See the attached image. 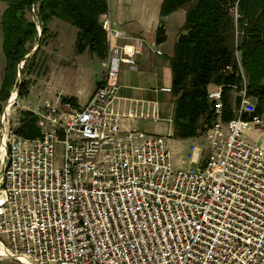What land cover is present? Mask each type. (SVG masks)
Wrapping results in <instances>:
<instances>
[{
    "label": "built area",
    "instance_id": "obj_1",
    "mask_svg": "<svg viewBox=\"0 0 264 264\" xmlns=\"http://www.w3.org/2000/svg\"><path fill=\"white\" fill-rule=\"evenodd\" d=\"M108 21L106 12L104 75L84 105L54 94L29 108L35 138L2 112L0 264H264V148L246 138L264 114L238 53L232 118L223 120L221 87L209 89L204 145L193 142L189 166L175 167L168 137L123 130L110 111L120 64L138 67L120 58L114 42L126 34Z\"/></svg>",
    "mask_w": 264,
    "mask_h": 264
},
{
    "label": "trees",
    "instance_id": "obj_2",
    "mask_svg": "<svg viewBox=\"0 0 264 264\" xmlns=\"http://www.w3.org/2000/svg\"><path fill=\"white\" fill-rule=\"evenodd\" d=\"M0 1L5 4L0 14V114L11 86L16 84L18 65L34 41L41 46L53 20L76 28V54L87 52L100 60L106 58L107 39L100 23L107 12L106 0ZM186 6V33L178 37L170 60L171 92L175 97L172 122L178 139H192L210 125L213 111L207 91L214 86L223 92V120L232 118L228 94L236 92L233 87L240 84L235 52L246 78L247 94L255 101L256 112L264 114V0H164L160 13L165 16ZM31 12L37 23L30 18ZM36 54L25 60L24 68ZM227 66L232 70L227 71ZM27 87V82L20 83V96L27 93ZM64 101L75 105L70 99ZM19 116L16 133L38 137L36 117L29 111Z\"/></svg>",
    "mask_w": 264,
    "mask_h": 264
},
{
    "label": "crops",
    "instance_id": "obj_3",
    "mask_svg": "<svg viewBox=\"0 0 264 264\" xmlns=\"http://www.w3.org/2000/svg\"><path fill=\"white\" fill-rule=\"evenodd\" d=\"M163 1L106 0L110 27L126 34V38L114 42L119 49L120 58L135 60L138 67L137 71H132L124 62L120 64V91L111 104L110 111L121 117L120 125L123 130L137 128L168 137L173 162L178 166L188 167L189 147L195 139H178L174 136L172 118L175 97L171 91H163L166 88L171 90L170 60L178 37L186 33L183 26L188 6L162 16L160 12ZM59 23L60 29L51 45L73 47L76 31L74 37L69 36V26ZM134 38L143 39L144 46H137ZM154 48L160 50L161 55H157ZM85 55L89 54L85 52L79 56ZM104 60L88 58L91 68L86 76H77L76 85L68 92L77 102L76 105H84L101 82ZM85 80L89 86L86 92L79 90Z\"/></svg>",
    "mask_w": 264,
    "mask_h": 264
},
{
    "label": "rangeland",
    "instance_id": "obj_4",
    "mask_svg": "<svg viewBox=\"0 0 264 264\" xmlns=\"http://www.w3.org/2000/svg\"><path fill=\"white\" fill-rule=\"evenodd\" d=\"M5 8V4L0 1V14ZM33 10L36 11L34 8ZM30 18L36 22V17L33 12L30 13ZM49 27L46 37L43 39L41 46L38 44L37 40L29 46L30 51L25 56V59L18 65V71H16L15 81L9 91V96L4 103H2V110L0 114V121L2 119V112L4 114L8 113L10 118H14L20 112L28 111L29 108L40 103L45 98H54L57 94L61 98H66L77 102L69 95V91L76 85L77 76H82L87 74L88 70L91 68L90 63L87 61L88 58L92 56L85 55L79 56L75 53L74 46H52L51 43L56 37L58 30L60 29V23H64L69 26V36L74 37L76 28L71 26L69 23L55 19ZM38 33H40L39 27L37 26ZM40 38V35L37 34ZM75 40V38H74ZM1 41V33H0ZM38 45V46H37ZM37 51L36 56L33 60L28 61V67L24 68L25 60L31 58V55ZM3 68V59L0 52V77ZM74 81V83H72ZM21 82H27V93L24 95H19V86ZM87 80L83 81L79 86V90L88 91L89 86L87 85ZM228 102L231 106L230 109L233 110L237 105V95L236 92H229ZM13 96V99L11 100ZM38 101V102H37ZM36 102V104H34ZM12 111V112H11ZM215 118L213 117V120ZM202 131L194 137L193 142L197 143L199 146L204 145V137L202 136ZM201 133V134H200ZM247 142L251 145H257L264 148V127L261 131L251 130L246 133ZM185 146V144H184ZM171 162L175 167L186 168L176 165L173 162V151L171 150Z\"/></svg>",
    "mask_w": 264,
    "mask_h": 264
},
{
    "label": "bare ground",
    "instance_id": "obj_5",
    "mask_svg": "<svg viewBox=\"0 0 264 264\" xmlns=\"http://www.w3.org/2000/svg\"><path fill=\"white\" fill-rule=\"evenodd\" d=\"M13 99V96H12V98H11V100Z\"/></svg>",
    "mask_w": 264,
    "mask_h": 264
},
{
    "label": "water",
    "instance_id": "obj_6",
    "mask_svg": "<svg viewBox=\"0 0 264 264\" xmlns=\"http://www.w3.org/2000/svg\"><path fill=\"white\" fill-rule=\"evenodd\" d=\"M38 35H40V33H38Z\"/></svg>",
    "mask_w": 264,
    "mask_h": 264
}]
</instances>
